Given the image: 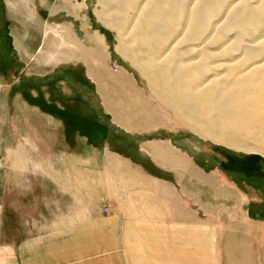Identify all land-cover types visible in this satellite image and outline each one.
<instances>
[{
  "label": "crops",
  "instance_id": "obj_1",
  "mask_svg": "<svg viewBox=\"0 0 264 264\" xmlns=\"http://www.w3.org/2000/svg\"><path fill=\"white\" fill-rule=\"evenodd\" d=\"M95 38L94 47L85 45L83 40L75 42L69 62L85 67L95 86L92 93L96 102L91 107H82L78 102L71 104L69 108L73 111L69 114L74 123L66 127L63 119H59L60 128L48 139L56 144L48 147L44 143L49 148L48 153L40 155L44 159H37L35 150L22 148L17 150L18 160L0 165V264H63L68 251L64 243H74L79 236L91 238L92 251L97 252L89 264H100L99 236L103 234L101 226L105 225L101 221H107L108 236L128 237L124 240L130 252L136 249L128 247L138 244L133 237L140 238L137 251L143 248L142 238H155V245L148 250L155 264L165 262L164 242L176 241L166 250L183 253L196 242L203 245L204 234L213 235L205 220L196 215L195 163L179 145H173L175 137L155 134L158 125L154 115L148 113L146 102H141V87L126 72L110 77L99 55L106 51L103 37ZM59 39L61 51L63 35ZM84 108L89 110L83 111ZM112 125L117 130L112 129L113 136L100 139V133H104L101 129L110 130ZM153 134L155 139L144 141L145 136ZM134 139L140 146L134 147L133 154L130 148ZM133 155L149 156L162 166V171L146 168V173L133 164L130 159ZM164 168L172 171L173 182L165 181ZM208 177L203 183L209 184L211 194L219 187L220 192L234 194L235 191ZM53 196L59 198L55 208ZM63 221L70 224L63 227ZM20 229L23 233L15 232ZM223 229L229 231L226 230V237L232 235L227 225ZM35 230H39L38 234ZM22 235L30 239L20 244L16 236ZM51 237L59 238L60 244H51ZM113 251H116L114 243ZM113 254L108 260L114 262L116 253ZM134 257L130 255L129 264L151 261L139 254ZM188 260V254L181 259L183 264H188ZM195 260L192 258L193 264Z\"/></svg>",
  "mask_w": 264,
  "mask_h": 264
},
{
  "label": "rangeland",
  "instance_id": "obj_2",
  "mask_svg": "<svg viewBox=\"0 0 264 264\" xmlns=\"http://www.w3.org/2000/svg\"><path fill=\"white\" fill-rule=\"evenodd\" d=\"M81 4L84 7L81 8ZM95 9L96 0H0V165L18 160L17 150L22 148L31 152L35 150L37 159H44L40 155L49 150L44 143L48 147L56 144L48 139L60 128L59 119H63L66 127H72L74 123L69 114L73 111L69 108L71 104L78 102L82 107H91L90 104L96 102L92 93L95 86L86 75L85 67L81 63L71 64L69 59L75 42L83 40L85 45L88 43L94 47L97 42L95 36H101L106 51L99 54L100 60L105 62V70L110 77L125 72L132 77L134 84L143 91L141 102H146L148 113L154 115L157 122L155 134L175 137L173 145H179L186 151L196 165V215L205 220L213 235L201 233L204 234V244L196 242L195 248L191 246L183 253L166 250L172 248L176 241L164 242L162 248L167 253L164 264H183L181 259L187 254L188 264L194 263L192 258L196 259L195 264H264V157L216 145L185 128L174 112L161 102L143 73L119 53L116 32L101 23ZM58 35H63L61 51ZM60 58L63 64L59 63ZM85 116L90 117L88 114ZM115 128L114 125L110 130L102 128L104 133H100V139L107 140L113 136L115 131H111ZM245 132L248 131L239 134L240 139L246 138L243 137ZM230 133L237 135L234 129ZM155 134L145 136L144 141L155 139ZM139 146L134 139L131 153L134 154V147L139 149ZM130 159L146 173L151 169L153 172L163 169L146 155H133ZM164 172L165 181L173 182L170 168H164ZM208 176L213 177V182L228 187L229 191H235L234 194L220 192L219 186H216L219 187L216 193L211 194L210 187H207L209 184L203 183L209 179ZM58 201L59 198L52 197L53 208ZM107 215L102 214V217ZM101 222L105 225L101 226L104 229L99 236L100 264H129L128 258L130 255L134 257V254L151 258L152 253L148 250L155 245V238H142L143 248L137 251L140 238L133 237L138 244L135 242L128 247L136 249L130 252L124 240L128 237L108 236L107 221ZM66 224L70 222L63 221V227ZM197 224L200 223L197 221ZM223 224L228 226L232 235L226 237L227 229L224 231ZM38 231L35 230V233L38 234ZM15 232L23 233V230ZM16 237L20 244L30 239L23 235ZM90 240L79 236L74 243H64L68 251L64 254L63 264H89L94 260L97 252L92 251ZM49 241L53 245L60 244L59 238L51 237ZM113 243L116 251H113ZM113 253H116L114 262L108 260ZM55 255L52 253L53 257ZM142 264L155 262L151 258L147 263L143 260Z\"/></svg>",
  "mask_w": 264,
  "mask_h": 264
},
{
  "label": "bare ground",
  "instance_id": "obj_3",
  "mask_svg": "<svg viewBox=\"0 0 264 264\" xmlns=\"http://www.w3.org/2000/svg\"><path fill=\"white\" fill-rule=\"evenodd\" d=\"M95 11L185 128L264 157V0H96Z\"/></svg>",
  "mask_w": 264,
  "mask_h": 264
}]
</instances>
